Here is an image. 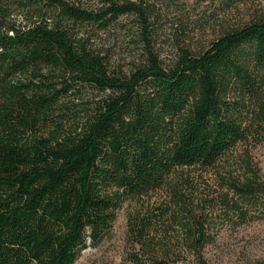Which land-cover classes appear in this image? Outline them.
Wrapping results in <instances>:
<instances>
[{"label": "trees", "instance_id": "obj_1", "mask_svg": "<svg viewBox=\"0 0 264 264\" xmlns=\"http://www.w3.org/2000/svg\"><path fill=\"white\" fill-rule=\"evenodd\" d=\"M127 15L142 51L123 68L103 35ZM149 24L136 0H0V264H73L123 202L162 189L170 205L132 223L118 264H206L182 171L220 170L264 133V19L170 64ZM247 177L218 171V187L252 199L264 189Z\"/></svg>", "mask_w": 264, "mask_h": 264}, {"label": "rangeland", "instance_id": "obj_2", "mask_svg": "<svg viewBox=\"0 0 264 264\" xmlns=\"http://www.w3.org/2000/svg\"><path fill=\"white\" fill-rule=\"evenodd\" d=\"M149 14L152 43L165 64L172 63L180 47L192 51L206 48L211 40L247 22L264 19V0H136ZM103 38L113 52L114 64L126 68L142 51L140 27L134 15L122 18ZM89 98L91 95L89 94ZM246 161L252 168H247ZM220 170L182 173L193 183L190 212L205 222L207 241L202 250L206 264H264V191L252 199L218 187V171H230L240 179L251 177L264 189V133L248 144H238L219 163ZM248 179V177H247ZM223 193V194H221ZM165 190H156L139 199L123 202L115 220L97 245H88L73 264H118L131 250V225L142 214L170 205ZM176 226H174V229ZM171 239L178 236L173 227L155 226V237L166 230ZM177 264H198L192 256Z\"/></svg>", "mask_w": 264, "mask_h": 264}]
</instances>
